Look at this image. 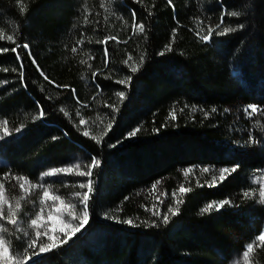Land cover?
<instances>
[{
    "label": "trees",
    "instance_id": "obj_1",
    "mask_svg": "<svg viewBox=\"0 0 264 264\" xmlns=\"http://www.w3.org/2000/svg\"><path fill=\"white\" fill-rule=\"evenodd\" d=\"M0 34L9 49L0 54V185L9 191L11 175L34 182L52 168L100 161L87 224L29 264H264L255 241L264 203L253 184L264 170V0H0ZM25 43L21 80L11 49ZM249 104L261 111L249 117ZM234 165L221 182L219 170ZM186 167L198 182L187 181ZM52 186L83 208L73 194L84 188L71 177ZM179 186L189 191L173 215L167 202ZM222 200L231 203L201 212ZM8 233L16 254L22 236Z\"/></svg>",
    "mask_w": 264,
    "mask_h": 264
},
{
    "label": "snow or ice",
    "instance_id": "obj_2",
    "mask_svg": "<svg viewBox=\"0 0 264 264\" xmlns=\"http://www.w3.org/2000/svg\"><path fill=\"white\" fill-rule=\"evenodd\" d=\"M17 2L19 3L20 0H17ZM168 3L171 4L172 0H168ZM20 10H21V12H23V10H24L23 5H21ZM150 14L151 13H149V15ZM238 14L239 13H237L235 11H233L231 13L232 16H237ZM133 16H135L134 13H133ZM222 24H223V16H221L220 25H217V27H220ZM133 27H134V29L138 27L140 33L145 32V26L143 23H140L137 25V24H135V21H133ZM241 27H242V25H241ZM232 30H234V29H230V28L226 27L223 29V32L227 33V32L232 31ZM212 33H213V29L211 27H209L208 34L204 35L202 38L204 40H208L211 37ZM174 37H175V31L173 32V38ZM3 39H4L3 34H0V40H3ZM7 40L10 42L13 41V36L9 35L7 37ZM20 48L27 50L29 48V44H27V43L16 44V46L11 49V51L16 54L17 60L21 61L20 66H19V76H20L21 80H23V78H24V71H23L24 64L21 60L20 53L17 51V49H20ZM168 49L171 50V45H168ZM8 51H9V49H7V48L0 49V54L6 53ZM72 51L76 52L77 49L75 47H73ZM28 55L30 56L31 53L29 52ZM104 55H105V57H107V55H108V49L107 48L104 49ZM130 59H131V56L128 57V60H130ZM141 59H143V58H141ZM128 60H125L124 63L127 64ZM33 63H35V60H33ZM105 63H107V60H105ZM3 70L8 71L9 69L4 68ZM137 70H138L137 67H135V66L131 67L132 72H136ZM12 71H16V69H12ZM41 75H43V73H41ZM93 75L95 76V73H93ZM45 79H47V77H45ZM0 83H6V81L0 82ZM119 83L124 84V83H126V81L120 80ZM124 95H125L124 92H118L117 93V96H119L120 98H123ZM244 111H245V113H247L249 115V117H251L253 114L257 113L258 111H261V109H259L257 105L249 104L244 109ZM65 114L67 115V113H65ZM39 115L40 116L44 115L42 110L40 111ZM77 115H79V113H77ZM170 116L172 119H175V113L174 112L170 113ZM4 123L7 124L8 122L5 121ZM79 123L81 125H84L86 122H85V120L81 119L79 121ZM110 127H111V125H109V128ZM20 130L21 129H19V128L16 129V131H20ZM138 131H139L138 128L133 129L131 132H129L127 134V136L128 137L135 136ZM4 133H5V135L7 134L6 128L4 129ZM83 134L85 136L89 135V133L87 131H85ZM251 142H252V138L250 137L249 143H251ZM99 164H100V161L97 158L93 157L91 159L90 164H87L84 166L87 168L86 171H78V172L74 173L73 172L74 168L80 169L82 167L81 163L77 162L74 165L69 166V167L52 168L51 170L46 171L42 174V178L43 177H49V176H57V175H78V176H82V177H88V180H87V186L88 187H87V191H85L83 194L81 192H75L73 194L74 197L77 199L78 203L83 206L82 212L80 215H73L72 210L77 208V204L65 203V201L62 200L59 195H51L50 192L46 188L43 187V185L40 186V190L42 191V197L38 201L33 202V205H32V207L34 209L37 207V204H39L40 207H39L38 211L34 212L35 218L30 219V225H29L30 229H35L34 236L30 233V231L24 230L22 228H15L16 232H20L22 234V237L26 238L23 241V243H25V245H26L23 249L24 252H27L29 249H31L33 251L34 255H38V254L46 253V252L51 251V250H55L57 247L61 246L62 244L67 243V241L69 239H71L72 236H74L77 232L81 231V229L87 224L88 215H89L88 214V202L90 200L89 193H91L94 190L93 189L94 181L91 179L92 174H93L92 169L95 167H98ZM238 167H239L238 165H234L231 169L221 168L219 170V180L221 182H223L225 179H227L226 174L234 173L235 171H237ZM190 171H192V169L185 170L184 175L187 176L188 172H190ZM208 171H209V168H207V167L203 168V172L207 173ZM215 182H216V177H213V184L210 186H215ZM253 182L259 184V193L258 194H259L260 202L264 203V184H261L258 180H254ZM157 183H159V182H157ZM19 187L21 189H24V184L21 183L19 185ZM78 187L83 189V188H85V184L81 182V183H79ZM152 187L155 188L156 185L154 184ZM2 188H3V185H0V189H2ZM187 191H189V189H186L183 186H181L179 188V192H181V193H185ZM251 195H253V193H250L249 191H245L243 193L244 197H249ZM173 196H175V193H173ZM49 200L52 203V210L53 211H55L57 213H65L66 216L69 218V221H76V223L66 222L63 220L60 221V227L56 230L59 233V235L56 236L55 238L53 235H50L48 232H46V231L42 232L40 230V226L44 221V217L41 215L45 211L43 205ZM57 201H59V207L56 206ZM180 202H182V201H178L177 203H180ZM3 203L4 202L2 200V197H0V205H2ZM230 203H231L230 200H222L218 203L212 202V203L207 204V206L204 207L203 209H201V212L207 213V212H209V210H212L214 207L216 209H220V208H222V207H224ZM20 207H21V205L18 201L16 204V208L20 209ZM168 211L170 213H172L173 215H175L176 211H178V209L174 210L172 207H169ZM105 215H107V213ZM153 215H159V213L155 210V204L153 205ZM14 217H15V213L13 212V209L11 206H9V208H8V215L7 216H4L3 208L0 207V220H4L8 224H10L12 226H16V225H18L19 221ZM168 219H169V216L167 214H165L163 216L164 222H167ZM47 220H49V221L60 220V216L59 215L53 216L51 214V211H50L48 213ZM125 223L131 224L132 220H127V221H125ZM5 233H8V229L6 227L0 228V264H29V261L34 259V257L25 256L24 260L21 261V260L17 259L16 255L10 254V248L8 245V241H6V239H5ZM8 234L10 236L12 235L11 233H8ZM61 237H62V239H61ZM45 238L50 242L49 245L44 246V245H38L37 244L38 240H43ZM255 241L260 242L259 246H264V232H261L257 237H255ZM253 247H254L253 243L247 244V250L244 251V253H243V256L245 258L248 257L249 252L252 251ZM37 249H38V251H37Z\"/></svg>",
    "mask_w": 264,
    "mask_h": 264
},
{
    "label": "rangeland",
    "instance_id": "obj_3",
    "mask_svg": "<svg viewBox=\"0 0 264 264\" xmlns=\"http://www.w3.org/2000/svg\"><path fill=\"white\" fill-rule=\"evenodd\" d=\"M6 137V135H4L2 132L0 134V140L4 139ZM0 165H5L6 166V161L0 156ZM74 165V164H73ZM84 167V164L82 165ZM82 168V167H81ZM73 169V172H78V171H84L82 169ZM187 169H192V171L188 172V174L190 175L189 179L187 178V181L190 182L189 180H194L195 177H197V174L194 175L193 172L195 171L196 167H186L184 168V173L185 170ZM51 170V169H49ZM47 170V171H49ZM46 172V171H45ZM42 174H40L39 178L34 181L31 182L30 180L24 178V177H19V176H15V175H11L8 176L7 182H8V186H9V191H6L4 189V187L2 189H0V197H2L3 200V204L0 205V207L3 208V213L4 216L8 215V208L9 206L12 207L13 212L16 214H18L19 212H21V217L19 219H17L19 221L18 225L16 226H12L10 224H8L6 221L4 220H0V228H4L6 227L8 230H10L11 228H22L24 230L30 231V233L34 236L35 233V229H30L29 225H30V219H34L35 215L34 212L39 210L40 205L37 204V207L34 209L32 207L33 202L38 201L41 197H42V191L40 190V186L43 185L44 188H46L51 195H58L56 189L54 188V186H52V179L54 178H61L63 176H67V175H57V176H49V177H43L42 178ZM68 177H71L75 183L77 185H79V183H84L85 184V188H84V192L87 191V180L88 177H82V176H78V175H68ZM254 180H258L261 184H264V170H260L259 172H255L253 174V181ZM199 178H195L194 182H198ZM24 184V189H21L19 187L20 184ZM70 182L69 180L66 181V184L68 185ZM254 186H256L258 192H259V184L254 183ZM181 186H179L177 189H179ZM185 188V187H184ZM83 192V193H84ZM173 193H175V196H173ZM181 192H172L171 198L170 195L167 197L168 202H167V208L172 207L174 209L176 203L179 200V194ZM19 201L21 207L20 209L16 208V204ZM65 203H69L65 200ZM73 203V202H72ZM56 206L59 207V201L56 202ZM45 211L41 214L44 217V221L40 226V230L42 232L46 231L48 232L50 235H53L54 238L56 236L59 235V233L56 231L59 227H60V221H66V222H72V223H76V221H69V218L66 216L65 213H57L55 211L52 210V203L51 201H47L44 205H43ZM24 209V210H22ZM51 211V214L53 216H60V220H56V221H49L47 220V216L48 213ZM73 211V215H80L82 212V209H79L78 207ZM78 212V213H77ZM15 218V217H14ZM11 232V231H10ZM262 232H264V225H263V230ZM19 235L22 236V234L19 232ZM9 236V235H8ZM7 235H5V239L6 241L8 237ZM26 238L22 237L21 240L22 242L19 244V248L16 252V254H13L9 245V241H8V245L10 248V254L16 255L17 259L23 261L24 257H38L40 254L38 255H34L33 251L31 249H29L27 252H24L23 249L26 246L25 243H23V241ZM62 239V237H61ZM38 245H44L47 246L50 244V242L45 238L43 240H38L37 241ZM38 251V249H37Z\"/></svg>",
    "mask_w": 264,
    "mask_h": 264
}]
</instances>
